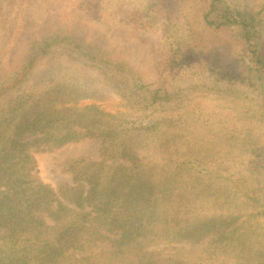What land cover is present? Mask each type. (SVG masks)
Segmentation results:
<instances>
[{
	"label": "rangeland",
	"instance_id": "rangeland-1",
	"mask_svg": "<svg viewBox=\"0 0 264 264\" xmlns=\"http://www.w3.org/2000/svg\"><path fill=\"white\" fill-rule=\"evenodd\" d=\"M157 1L96 0L82 8L41 9L36 16L40 25L19 42L12 64L25 60L34 46L50 43L30 84L37 92L45 88L44 102L96 104L86 115L119 125L121 139L142 161V170L129 183L144 180L155 190L164 186L167 196L175 190L172 205L157 212L187 220L189 230L210 228L224 235L219 240L215 233L201 239L175 236L145 245L160 263L192 253L207 259L204 264H264L263 97L247 82L223 75L233 66L231 54L220 48L225 36L203 29L194 0H176L168 7L167 20ZM247 1L252 6L264 3ZM150 6L153 25L136 27L130 16ZM56 36L63 40L53 43ZM167 36L197 44L203 55L225 56L223 64H189L166 80L161 70ZM58 86L62 88L55 89ZM158 87L161 93L167 88L168 97L152 102L149 91ZM18 91L0 98V118L21 115ZM100 144L87 137L50 148L31 147L36 161L31 173L53 187L75 185L71 161H100ZM138 208L143 211L145 206ZM153 209H145L146 215ZM44 216L55 224L46 212ZM101 227L103 236L94 249L112 254V238L123 229ZM103 254L106 259L108 254Z\"/></svg>",
	"mask_w": 264,
	"mask_h": 264
},
{
	"label": "trees",
	"instance_id": "trees-1",
	"mask_svg": "<svg viewBox=\"0 0 264 264\" xmlns=\"http://www.w3.org/2000/svg\"><path fill=\"white\" fill-rule=\"evenodd\" d=\"M175 1H157L165 20L171 18L167 16L168 7ZM193 2L203 29L225 36L220 48L231 54L234 67L227 68L223 75L247 82L264 101V3L252 6L247 0ZM94 3L96 0H0V98L19 89L17 104L23 106L21 115L0 118V264H162L156 252L146 250L145 245L175 236L201 239L215 233V240L224 236L210 228L189 230L187 220L157 212L172 205L175 190L167 196L164 186L155 190L152 183L144 180L129 183L142 170V161L121 139L119 125L86 115V110L97 108L96 104L44 102L48 94L45 88L37 92L30 84L36 70L42 67L40 62L50 43L39 49L34 46L25 60L12 64L19 42L40 25L36 16L41 9L65 5L82 8ZM151 7L130 16L136 27L147 29L153 25ZM59 40L63 39L56 36L52 42ZM164 47L161 75L166 80L186 65H221L225 57L203 55L197 44L179 37L167 36ZM160 90L158 87L149 91L152 102L168 97L167 88H163L164 93ZM87 137L100 140V161L73 159L70 168L75 185L62 183L53 187L31 173L36 162L31 147L40 149L44 144L50 148ZM180 177L177 179L181 180L183 174ZM140 205L155 211L146 215L145 209L139 210ZM44 212L55 221L54 225L46 221ZM106 224L123 229L112 238L116 247L112 254L94 249L95 241L103 236L101 226ZM103 253L108 254L106 259ZM206 260L187 253L177 254L175 260L164 264H204Z\"/></svg>",
	"mask_w": 264,
	"mask_h": 264
}]
</instances>
